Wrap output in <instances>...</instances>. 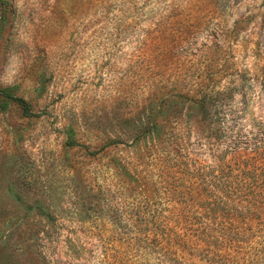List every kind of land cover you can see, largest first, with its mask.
Returning <instances> with one entry per match:
<instances>
[{
	"label": "rangeland",
	"instance_id": "rangeland-1",
	"mask_svg": "<svg viewBox=\"0 0 264 264\" xmlns=\"http://www.w3.org/2000/svg\"><path fill=\"white\" fill-rule=\"evenodd\" d=\"M8 86L0 264H264V0H0Z\"/></svg>",
	"mask_w": 264,
	"mask_h": 264
},
{
	"label": "trees",
	"instance_id": "trees-1",
	"mask_svg": "<svg viewBox=\"0 0 264 264\" xmlns=\"http://www.w3.org/2000/svg\"><path fill=\"white\" fill-rule=\"evenodd\" d=\"M10 105H18L26 117L33 115L32 105L18 94L17 87H0V111H5ZM152 130L147 129V134H153Z\"/></svg>",
	"mask_w": 264,
	"mask_h": 264
}]
</instances>
